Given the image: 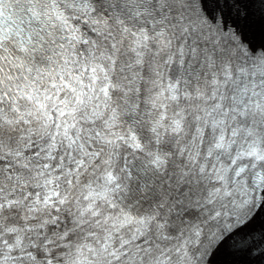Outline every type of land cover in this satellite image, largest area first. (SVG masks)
Instances as JSON below:
<instances>
[{"label":"snow or ice","instance_id":"obj_1","mask_svg":"<svg viewBox=\"0 0 264 264\" xmlns=\"http://www.w3.org/2000/svg\"><path fill=\"white\" fill-rule=\"evenodd\" d=\"M0 264H264V0H0Z\"/></svg>","mask_w":264,"mask_h":264}]
</instances>
